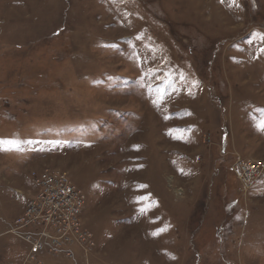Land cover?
<instances>
[{
	"label": "rangeland",
	"instance_id": "374dc122",
	"mask_svg": "<svg viewBox=\"0 0 264 264\" xmlns=\"http://www.w3.org/2000/svg\"><path fill=\"white\" fill-rule=\"evenodd\" d=\"M264 0H0V264H264ZM91 246L29 257L35 175ZM155 233V234H154Z\"/></svg>",
	"mask_w": 264,
	"mask_h": 264
},
{
	"label": "built area",
	"instance_id": "2783aa9c",
	"mask_svg": "<svg viewBox=\"0 0 264 264\" xmlns=\"http://www.w3.org/2000/svg\"><path fill=\"white\" fill-rule=\"evenodd\" d=\"M231 170L246 189L263 172L264 161L238 159ZM34 182L36 191L26 199L24 212L14 220L11 232L27 243L31 259L53 254L73 260L72 247L86 251L92 245L79 215L85 195L65 172L44 169Z\"/></svg>",
	"mask_w": 264,
	"mask_h": 264
},
{
	"label": "snow or ice",
	"instance_id": "6c2138e0",
	"mask_svg": "<svg viewBox=\"0 0 264 264\" xmlns=\"http://www.w3.org/2000/svg\"><path fill=\"white\" fill-rule=\"evenodd\" d=\"M257 127L264 131V121L260 122ZM7 144L9 145L10 147L14 148L18 145V141L15 140V139H7L5 140L4 138H0V150H7L4 148V145ZM155 234V233H154Z\"/></svg>",
	"mask_w": 264,
	"mask_h": 264
},
{
	"label": "crops",
	"instance_id": "0c3cea01",
	"mask_svg": "<svg viewBox=\"0 0 264 264\" xmlns=\"http://www.w3.org/2000/svg\"><path fill=\"white\" fill-rule=\"evenodd\" d=\"M61 256H63V255H61ZM42 264V263H41Z\"/></svg>",
	"mask_w": 264,
	"mask_h": 264
}]
</instances>
